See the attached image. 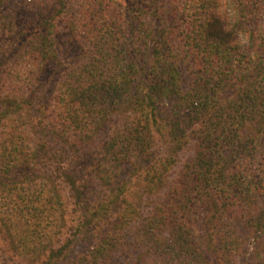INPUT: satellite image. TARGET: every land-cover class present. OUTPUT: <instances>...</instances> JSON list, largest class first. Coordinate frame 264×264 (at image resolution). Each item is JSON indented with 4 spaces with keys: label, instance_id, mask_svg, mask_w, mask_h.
I'll use <instances>...</instances> for the list:
<instances>
[{
    "label": "trees",
    "instance_id": "obj_1",
    "mask_svg": "<svg viewBox=\"0 0 264 264\" xmlns=\"http://www.w3.org/2000/svg\"><path fill=\"white\" fill-rule=\"evenodd\" d=\"M38 1L28 29L0 0V43L14 52L1 64L0 118L24 125L0 133V222L5 192L43 218L62 207L65 184L78 220L44 264L78 241L87 250L74 264L119 252L129 264H210L207 252L237 264L248 247L264 264V0ZM63 25L80 45L74 63L61 55ZM185 66L196 67L188 83ZM101 134L86 170L106 192L88 201L93 177L72 167Z\"/></svg>",
    "mask_w": 264,
    "mask_h": 264
},
{
    "label": "rangeland",
    "instance_id": "obj_2",
    "mask_svg": "<svg viewBox=\"0 0 264 264\" xmlns=\"http://www.w3.org/2000/svg\"><path fill=\"white\" fill-rule=\"evenodd\" d=\"M35 1L37 0H5V14L9 16L14 15L19 26L22 25L23 27L31 29L32 25L36 24V22L39 21V12L43 10L41 8L36 7L37 5ZM39 1L42 3L45 2L47 6L49 5L51 7L52 2H54V0L52 2L51 0L50 2L48 0ZM47 1L49 3H47ZM26 4H31V10L25 7ZM57 39L61 50V55L63 56V60L67 63H74V61L76 62L77 58L80 55V45H78L75 36L68 31L66 26L63 25L61 27L60 32H58L57 34ZM8 53H10V56L14 54L13 51L8 52V46L6 43L1 42L0 71L3 68L1 64L6 57V54ZM195 69V66H191V68L185 66L184 75L186 78V83L190 82V79ZM52 71L53 73L55 72L53 69H48L45 75L46 79L49 78V76L52 74ZM53 75V77L57 76L56 74ZM50 83L51 82H47L48 90L46 89L47 94L45 93V96L47 98L52 97V88H50ZM52 108H54L53 105ZM49 114H51V112ZM121 119L122 118L119 115H116L113 118V121L112 123H110V126L108 125V128H111L113 125L112 130H110V132H112L113 129L118 127ZM12 126L13 128H22L24 125L23 122L20 120H10L6 122L1 120L0 118V133H6V131H10V128ZM104 135L105 134H101V136L98 137V140L94 143H90L86 147H80L81 152L79 154H86L87 158L85 157V155H82L81 161L72 167V170L75 171V173L80 177H84V175H86L87 177H93V180H91L90 183L94 182L96 184V191H93L92 189L89 190L87 187V193L90 197L88 201H95L96 199H100L102 193L106 192L100 189V185H98V181L96 180V178H94V176H88V171L86 170V167H89L91 165L92 159L98 151L97 145L99 144L100 140L104 137ZM162 147L163 140H159L156 147L157 151H163L164 148ZM193 157L194 149L192 145H190L180 154L178 164L174 168L170 177L175 179L177 177L178 172L182 169V166L186 162H189ZM20 177L22 178V176ZM61 185L62 186H59L58 192L60 193L62 198V207H58V205L55 204L56 207L59 208V211L56 212L54 215H50L47 213L43 216V218H40L39 216L37 217V215L34 216L32 213L28 214V212L26 211V202H24L20 198H17V193L10 195V197H8L9 191L3 194L6 195L3 197L1 202L3 212L2 216L4 218L5 224H3V222H0V227H2L0 233V264H44V261L48 257L50 249H57L63 246L67 242V240L70 239V226L73 224V222H77L78 215H75L76 213H74V199L71 197L72 195L69 191V188L65 184ZM5 197H8L7 199L13 200H16L17 198L18 204H15L13 202L14 204H9L8 208L6 206V203L8 204V202L12 201L8 200L6 202L4 200ZM155 200V195H147V198L145 200V202H147L145 204V211L151 207ZM22 209H26L25 212H20ZM39 223L41 224L38 226ZM248 248V254L242 253L237 257V264L259 263V260L257 259L252 260L251 254H249L252 248ZM36 249L38 250L36 251ZM86 250L87 244L85 243V241H78L76 244H74L73 254L61 261L60 264H74L75 261L78 259V256L76 255H81ZM205 256L210 264H221L215 254L207 252ZM133 258L134 256H132L131 258L127 255V252H119L118 254H116L111 264H129L130 261H133Z\"/></svg>",
    "mask_w": 264,
    "mask_h": 264
}]
</instances>
